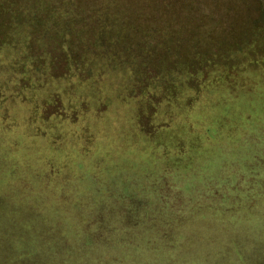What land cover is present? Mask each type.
I'll return each instance as SVG.
<instances>
[{"label":"rangeland","instance_id":"1","mask_svg":"<svg viewBox=\"0 0 264 264\" xmlns=\"http://www.w3.org/2000/svg\"><path fill=\"white\" fill-rule=\"evenodd\" d=\"M264 264V0H0V264Z\"/></svg>","mask_w":264,"mask_h":264},{"label":"crops","instance_id":"2","mask_svg":"<svg viewBox=\"0 0 264 264\" xmlns=\"http://www.w3.org/2000/svg\"><path fill=\"white\" fill-rule=\"evenodd\" d=\"M234 264H236V263H234Z\"/></svg>","mask_w":264,"mask_h":264}]
</instances>
